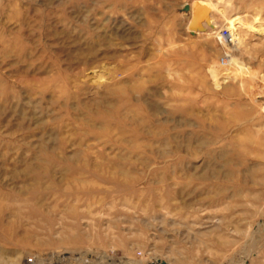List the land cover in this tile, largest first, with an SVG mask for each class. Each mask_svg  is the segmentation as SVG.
<instances>
[{
  "label": "rangeland",
  "instance_id": "1",
  "mask_svg": "<svg viewBox=\"0 0 264 264\" xmlns=\"http://www.w3.org/2000/svg\"><path fill=\"white\" fill-rule=\"evenodd\" d=\"M261 23L264 0H0L6 263L264 264Z\"/></svg>",
  "mask_w": 264,
  "mask_h": 264
},
{
  "label": "bare ground",
  "instance_id": "2",
  "mask_svg": "<svg viewBox=\"0 0 264 264\" xmlns=\"http://www.w3.org/2000/svg\"><path fill=\"white\" fill-rule=\"evenodd\" d=\"M193 10H194V12H193V16L196 14V13H199V12H202L201 11V6H202V3L201 2H199V1H194L193 2ZM262 9V8H261ZM239 20V17H237V16H235V17H233V18H231L230 19V21H231V23H229L228 25H226V28L227 29H225V30H227V31H229L230 32V34H231V32H233V30L235 29V23H238L237 21ZM240 24V23H239ZM248 29H250V30H252V31H257V29H256V27H254V25L252 26H248ZM222 30V29H221ZM258 31H260V32H262V31H264V27H263V25H262V23H261V25H260V29L258 30ZM218 35H219V32H218ZM217 35V38L219 39V41H220V38H219V36ZM233 37V39H235V37L234 36H232ZM236 41V40H235ZM230 48H231V46H230ZM233 49V48H232ZM227 61H226V70H228L227 72H225L224 74H222V75H224L225 77V79H228L229 77H231V76H235V75H241L242 73H244V71H245V69L242 67V66H244V65H242L241 66V64L238 62V61H236V60H234V58H233V56L232 55H227ZM220 65L218 64L217 66H212L210 69H209V74H210V76L213 78V81H214V83L216 84V85H218V80L220 79V77H219V73H218V68L217 67H219ZM231 69V70H230ZM222 78V77H221ZM239 78V77H238ZM218 81V82H217ZM222 83V82H221ZM56 235H58V234H56ZM6 245V244H5ZM6 251V250H5ZM8 254V253H7ZM4 258V255H3V253H1L0 252V264H7L6 262V260H4L3 259ZM104 258V257H103ZM31 262H30V264H32V260H30ZM26 262H27V260H26ZM10 264H17V262H10ZM26 264H28V263H26Z\"/></svg>",
  "mask_w": 264,
  "mask_h": 264
},
{
  "label": "built area",
  "instance_id": "3",
  "mask_svg": "<svg viewBox=\"0 0 264 264\" xmlns=\"http://www.w3.org/2000/svg\"><path fill=\"white\" fill-rule=\"evenodd\" d=\"M218 36L220 38V43H221L223 48L229 47V46L233 45V43L235 42V40L233 39V37L231 36L229 31H227L225 29L220 30ZM219 61H220L219 63L221 66H224L226 64L227 55L225 54V52L220 57Z\"/></svg>",
  "mask_w": 264,
  "mask_h": 264
},
{
  "label": "water",
  "instance_id": "4",
  "mask_svg": "<svg viewBox=\"0 0 264 264\" xmlns=\"http://www.w3.org/2000/svg\"><path fill=\"white\" fill-rule=\"evenodd\" d=\"M207 21H208V12L206 11L199 12L196 13L191 18L188 27L196 31L204 32L205 29L203 28L202 23Z\"/></svg>",
  "mask_w": 264,
  "mask_h": 264
}]
</instances>
